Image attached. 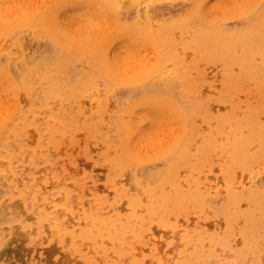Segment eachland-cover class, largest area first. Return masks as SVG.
Segmentation results:
<instances>
[{
	"label": "rangeland",
	"instance_id": "rangeland-1",
	"mask_svg": "<svg viewBox=\"0 0 264 264\" xmlns=\"http://www.w3.org/2000/svg\"><path fill=\"white\" fill-rule=\"evenodd\" d=\"M0 264H264V0H0Z\"/></svg>",
	"mask_w": 264,
	"mask_h": 264
},
{
	"label": "bare ground",
	"instance_id": "bare-ground-1",
	"mask_svg": "<svg viewBox=\"0 0 264 264\" xmlns=\"http://www.w3.org/2000/svg\"><path fill=\"white\" fill-rule=\"evenodd\" d=\"M166 22V21H165ZM253 25V24H252ZM254 27H255V25H253ZM252 26V27H253ZM257 27V26H256ZM157 28V27H156ZM199 32V31H198ZM197 35V34H196ZM206 36V35H205ZM245 54V53H244ZM227 56H229V55H227ZM245 56V55H244ZM245 59H246V57H245ZM244 60V59H243ZM52 61H54V60H52ZM57 61V60H56ZM242 61V60H241ZM246 61H247V59H246ZM245 63V62H244ZM243 63V64H244ZM41 64H42V62H41ZM56 64V63H55ZM247 64V63H246ZM248 65H250V64H248ZM246 68H247V66L246 65H244ZM244 66H242V68H244ZM252 66V65H251ZM244 70V69H243ZM246 70V69H245ZM254 70V69H253ZM256 70V69H255ZM254 70V71H255ZM246 71H249V70H246ZM257 72V71H256ZM164 74V73H163ZM255 74V73H254ZM256 76V75H255ZM53 80V79H52ZM185 85V84H184ZM167 86V85H166ZM180 86V85H179ZM164 87V86H163ZM185 89V88H184ZM145 93V92H144ZM77 94V93H76ZM162 94H164V93H162ZM165 98V97H164ZM186 98V97H185ZM148 99V98H147ZM157 99V98H156ZM155 98L153 99V100H155V101H157ZM166 99H167V97H166ZM152 100V99H151ZM160 100V99H159ZM147 101V100H146Z\"/></svg>",
	"mask_w": 264,
	"mask_h": 264
}]
</instances>
